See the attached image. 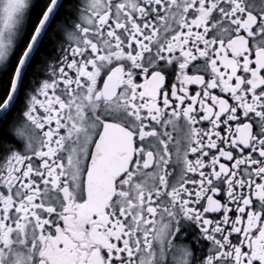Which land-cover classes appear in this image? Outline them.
I'll return each mask as SVG.
<instances>
[{"label": "snow or ice", "instance_id": "1", "mask_svg": "<svg viewBox=\"0 0 264 264\" xmlns=\"http://www.w3.org/2000/svg\"><path fill=\"white\" fill-rule=\"evenodd\" d=\"M0 264H264V0H0Z\"/></svg>", "mask_w": 264, "mask_h": 264}]
</instances>
